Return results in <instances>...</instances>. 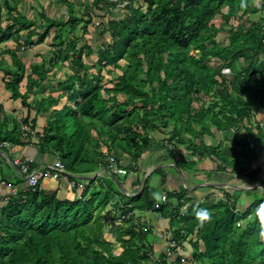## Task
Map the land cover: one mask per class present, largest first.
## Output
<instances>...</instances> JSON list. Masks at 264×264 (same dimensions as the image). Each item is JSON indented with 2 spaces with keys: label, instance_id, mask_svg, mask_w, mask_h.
<instances>
[{
  "label": "trees",
  "instance_id": "1",
  "mask_svg": "<svg viewBox=\"0 0 264 264\" xmlns=\"http://www.w3.org/2000/svg\"><path fill=\"white\" fill-rule=\"evenodd\" d=\"M14 1L0 0V44L13 41L17 45L10 49L0 47L2 61L6 55L10 56L9 68H4L0 61V71L5 70L10 76H4V83L13 98H20L29 114L34 110V118L29 119L28 114L23 122L36 130L38 115H45L46 121L41 132L25 135L20 124L0 104V149H4L3 142L10 143V147L35 146L43 153L60 158L76 175L73 179L86 185L79 193L77 186L69 187L60 180L57 188L42 186L22 190L17 195L9 194L8 201L0 207V264H143L149 261L152 264H264V239L259 236L261 217L258 214L264 198L250 204L242 214L237 211L236 201L228 200V194L226 201L206 199L192 203L181 213L183 203L193 199L185 200V190L167 192L163 202L154 196L148 178L141 193L127 194L121 188L120 177L125 179L128 175L109 173L106 162L107 153L119 159L124 155L131 158L129 168L137 167L151 147L150 132L162 128L168 131L170 126L172 130L166 141L176 144H170L175 148L169 152L174 154L179 146L189 151L182 161H177L181 168L195 166L202 157L215 156L221 163L218 169L231 166L234 171L242 164L241 159H254L264 152V128L260 121H254L255 108L242 98L247 94L264 105V18L247 17L250 13H263L264 0L260 6L252 5L253 0H129L126 4L129 15L122 19L110 17L103 22L99 39L105 41L100 49L86 35L94 16L104 18L107 10L93 8L92 12L90 4L84 12L87 19L76 16L73 11L67 19H60L47 15L40 5L36 19L22 13L17 0ZM103 1L112 2L116 7L121 0H95L94 7ZM224 7L228 12H222ZM218 14L227 24L234 17L240 21L236 26L230 24L231 42L227 45H220L216 40V33L221 29L213 21ZM50 36L52 57L40 64H31L28 72L20 48L32 49ZM83 36L85 40L78 47V40ZM93 56L96 60L91 63L89 58ZM212 57L229 69H235L239 60L246 67L235 76L224 75L219 66L210 65ZM122 59L127 61L124 66L120 63ZM64 60L73 71H64V78H49L46 62L61 70ZM108 65L113 70H121L112 79L114 82L110 80L114 83L111 88L101 85L99 73L89 71ZM80 70L83 72L79 73ZM227 81L237 97L231 94ZM39 92L47 95L38 97ZM104 93L109 96L105 97ZM197 94L214 95L215 100L205 107ZM119 95L124 96L123 100ZM245 120L257 132L249 128L251 134L248 132L239 141L245 150L233 161L223 155L215 142L207 143L203 138L206 134L214 139L216 131L242 129ZM184 132L192 137H185ZM0 160L6 159L0 154ZM87 165L91 167L86 168ZM101 169L108 174L82 178ZM113 197L117 198L115 205L119 211L112 214L107 225L124 246L120 253L114 252L102 236L107 225L99 210ZM173 198L183 201L174 206ZM200 208L210 214V219L203 223L195 214ZM133 210L162 212L175 219L178 226L172 235L178 245L186 241L192 245L191 257L187 259L173 250L170 262L164 253L153 258L154 229L137 227L134 218L121 224L116 222L118 213ZM194 233L195 240H187Z\"/></svg>",
  "mask_w": 264,
  "mask_h": 264
},
{
  "label": "crops",
  "instance_id": "2",
  "mask_svg": "<svg viewBox=\"0 0 264 264\" xmlns=\"http://www.w3.org/2000/svg\"><path fill=\"white\" fill-rule=\"evenodd\" d=\"M2 57L3 56L0 55V59ZM32 62L34 63L35 61L32 60ZM40 95L45 96L47 93L39 92L37 96L39 97ZM0 104L3 105L8 116L11 119H15L19 124L24 123V118L29 114L28 108L22 104L20 98H13L12 92L6 88L5 83H0ZM29 115V119L34 118V110H32ZM259 118L261 119V117ZM45 121V115H38L36 128L39 131L43 129ZM261 125H263L262 122ZM37 129H33L35 131L34 135H36ZM239 139L241 140V137H239ZM162 140L163 138L159 139L157 144L155 143L154 151H152L153 153H145V155L139 160L137 167L129 168L130 160L127 156L121 155L120 160L122 161V164L127 166L129 169L128 178L126 177L127 179L125 180V183L121 185V188L127 194L134 195L138 193L141 190V186L146 175L149 173V176H151L153 172H157L159 173L161 180L159 190H156V187L150 185L151 188L153 187L152 189L154 190V193L158 194V197L154 195L156 199H161L162 201V196L165 194L167 195V192H181L183 190H185L186 194L185 200L188 197L193 198L192 201L186 200L185 203H183L184 205L180 209L181 213L186 211L192 203L203 202L206 199H209L212 202L217 201L215 197L212 198V196L208 195L210 191L217 188L223 190L225 194L229 195L228 200L230 198L231 201H236L237 211L241 214L247 210L250 204L256 202L258 199L264 198V152L258 154L257 157L252 160L253 162L251 165H243L244 163L239 164L236 166L234 171L231 166L227 167L226 170L218 169V165H221V163L215 156L207 158L202 157L195 166H183L181 168L177 166V161L183 160L184 154L181 155L180 150H184V153H186L185 147H177L174 154H172L169 152V149H174L175 147H172L169 144H163ZM234 142H236V144ZM230 143V145L226 146L227 143L224 142L222 143L223 147H219L223 155H225L229 160L233 158L230 156L231 151H233V154L237 153V151L240 153L241 151L239 150L241 148L239 141L235 139L232 141L231 137ZM0 152L6 159L4 161H0V175L6 177L5 179L10 183V185L18 187L19 191L27 190L28 187L22 178L19 169L12 163L14 158L31 157L38 165L46 164L57 159L55 156L43 153L39 148L32 145L12 146L10 148H4L3 150H0ZM196 158L197 157L193 156V159ZM187 161L189 160L187 159ZM90 167V165L86 166V168ZM102 170L105 171V169ZM223 174H228L229 176L226 181L221 178L222 176H225ZM95 175L87 174V176H82V178L87 180L88 178L90 179L95 177ZM217 179H221L223 182L219 183ZM210 180L217 181V183L207 182ZM59 186L60 182L58 180L45 179L43 181V187L45 188H57ZM84 187L85 183L83 187L76 188L80 193ZM69 195H71V193H69ZM258 195L259 197L257 198ZM8 197V188L0 187V207L8 201ZM226 199L227 197H225V201ZM172 201L173 205L176 206V204H179V201H183V199L178 200L177 198H173ZM138 216L142 221L149 223L154 230H175L178 226L175 219L171 220L169 215H164L162 212L152 210L138 211ZM155 240L156 242H153L155 244L154 250H159L158 255H160L164 251V241L160 238ZM157 241L162 242V252L160 251V247H156Z\"/></svg>",
  "mask_w": 264,
  "mask_h": 264
},
{
  "label": "rangeland",
  "instance_id": "3",
  "mask_svg": "<svg viewBox=\"0 0 264 264\" xmlns=\"http://www.w3.org/2000/svg\"><path fill=\"white\" fill-rule=\"evenodd\" d=\"M94 1L95 0H17L16 4L18 3L19 8L21 9V12L24 13L26 16H28L29 18H36L35 16L37 14L38 11H40V5L43 6L45 13L47 15L50 16H55V17H59L60 19H67L70 15V12H74L76 14V16L80 17V16H84L86 19L88 18L87 15L84 14L85 11H88V5L91 4V11L94 12L93 8H102L107 10L108 15L106 17H100V16H94L92 22L89 25V33L86 35V37L88 36L91 40V44L94 45L97 49H100L102 47V42H104L105 40L100 38L99 39V32L102 29V25L103 22H105L106 20H108L110 17H113L115 19H122L125 18L127 15H129V11L126 7V4H128L129 0H121L120 2H118V4L116 5V7H114L112 4V2L106 3L105 1L100 2L96 5V7H94ZM11 2H15L14 0H11ZM93 3V5H92ZM261 0H253L251 1L252 5H257L260 6L261 4ZM138 4H136L137 6ZM146 5L144 4V6L142 5V9L145 10ZM97 9V10H98ZM90 11V12H91ZM3 12H4V17L7 18L8 13H7V8H3ZM222 12H228V8L224 7ZM262 12H255V13H250L247 17L251 18L252 20H257L258 18H264V12L261 14ZM214 24L221 29V31L216 33V40L218 41V44L220 45H227L231 42V37H230V33H229V28H230V24H233L234 26H236V24H239L240 21L237 20L235 17L232 18L230 20L231 23L227 24L225 22V20L223 19L221 14H218L215 19H214ZM5 24V22H4ZM84 24V22H83ZM81 26L82 23H80L77 26V33L78 35L81 34ZM25 33V32H24ZM25 35V34H24ZM105 38L107 40H109V34H106ZM84 36L82 38H80L78 40V47L84 42ZM51 36L49 38H47V40L42 43L41 45L37 46V47H32V49H28V48H20L21 51L20 56L23 59V62L26 64V69L28 72H30L31 70V64H40L42 63L44 60H47L48 58L50 59L52 56L51 54V50H50V44H51ZM209 46L211 47L212 45L210 43H208ZM22 46L24 45L23 43L21 44ZM16 44L13 41H9L8 43H2L1 44V48L2 49H10V48H16ZM1 55V54H0ZM92 58V59H91ZM89 58V62L93 63L96 60V56H93ZM2 59V58H1ZM0 59L2 65H4V68H9V64L10 63V56L6 55L3 59V61ZM48 59V60H49ZM32 60H34L35 62L33 63ZM47 60V61H48ZM220 60H218L216 57H212L211 61H209L210 65L217 67H220V70L222 71V74L224 75H228V76H235L236 74H239L241 72V70L243 68L246 67V63L243 60H239L238 62H236V66L235 69H229L227 67H225V65L221 64L222 66H220ZM63 63L65 64L63 69L58 70V67H54L52 65H50V63L48 64V67L50 68L49 72H48V77L52 78V79H56L58 77L60 78H64V74L63 72H72L73 71V67L71 65L68 64V61L64 60ZM120 63L122 66H124L127 61L126 59H122L120 60ZM110 70V71H109ZM91 73H99V75L101 76V85L103 87H107V88H111L114 86V83H112L111 81L114 82V80L116 77H118L119 74H121V70L120 69H114L112 67H110L109 65L107 67H102L101 69L97 68V69H93V70H89ZM56 72V74H54ZM83 71L80 70L79 73H82ZM91 73L89 76H91ZM4 76H7L8 78H10L9 75H7L5 70H2V72L0 71V83H4L5 79ZM54 76L56 78H54ZM223 78V75L222 77ZM111 80V81H110ZM230 80V79H227ZM3 81V82H2ZM230 81H227L228 86L231 88V84L229 83ZM20 88L24 91L25 87L24 85H21ZM148 90H150L147 87ZM231 94L234 97H237V92L231 88ZM105 97H108L109 94L104 93ZM199 99H200V104L204 105L205 107L211 106L214 102V95H203V94H197L196 95ZM120 100H123L124 96L119 95L118 96ZM242 98L249 102L251 104V106L253 108H255L254 110V121H260V123L262 122L263 125L262 127L264 128V105L259 103L258 101L255 100L254 97H250L247 94H243ZM140 112L142 113V111L140 110ZM261 117V119L259 118ZM248 121V120H247ZM158 125V123H156ZM244 127L242 129H236V130H232V131H221V132H217L214 128V130L216 131V137L214 139H212L210 136L208 135H203L204 140L207 143L210 142H215L216 146L221 147L222 143L226 142V146L230 145L231 143V137H232V141L233 139L240 141L239 137H241V139L247 135V133L249 132L251 134V131H249V128L252 131H256V129L253 127V124L250 122H246V120L244 121ZM245 128L248 130L246 131ZM196 129L199 130V127L196 126ZM170 130H172V126L168 127V131H166L165 128H162V130H154L151 133L152 135V143H151V148L146 151V152H150L153 153L152 151H154V145L155 143L157 144L158 140L163 138L162 141L167 142V144H171V143H175V142H168L166 141V138L169 137V132ZM37 132H41L37 129ZM168 132V133H167ZM185 137H192L191 134H188L186 132L183 133ZM236 144V142H234ZM104 146V145H103ZM223 147V146H222ZM241 148L239 150L240 153L237 151V153L233 154V151H231L230 156L233 157L230 159V161H233L234 159H236L239 155H241L245 148L243 146H240ZM106 149V148H105ZM145 152V153H146ZM145 153L142 155V157L145 155ZM181 155L183 154H187L189 153L188 150H186V153H184V150L181 151L180 150ZM141 157V158H142ZM128 159L130 160L131 158L128 156ZM242 160V163H244L243 165H247L253 162V159H248V160ZM247 162V163H246ZM130 165L132 163V161L130 160ZM97 172V174H96ZM96 174V175H95ZM106 174H108V172L103 171L102 169L99 171H95L93 170L92 173L90 175H95V177L97 176H105ZM225 176H222V180H227V178L229 177L228 174H223ZM94 178V177H93ZM128 178V177H127ZM127 178H123L120 177V179L122 180V183H125V180ZM89 179V178H88ZM91 179V178H90ZM219 183L223 182L221 179H217ZM160 175L157 172H153L151 174V176H149V180H148V184L149 185H153L154 187H156L155 189L159 190V184H160ZM100 181L96 182L97 184ZM209 183L215 182L217 183V181H207ZM86 185V183H85ZM153 188V187H152ZM217 188V187H216ZM91 192L88 193L87 197L90 195ZM209 196H212V198H216L217 200L223 199L225 200L226 194L223 190L221 189H215L210 191V193L208 194ZM207 195V196H208ZM259 197V195L257 196V198ZM127 199V198H125ZM161 201V199H159ZM117 202V198L113 197L112 200L106 205V207H104L101 210H99V212L102 214L104 222L107 225V222L112 220V214L114 212H118L119 208H117V206L115 205V203ZM250 218H253V215H251ZM244 221H241L240 226H243ZM161 231V230H160ZM164 231V230H162ZM154 235L152 236V243L156 240L155 239H159L160 237L157 236L156 234V230H154ZM172 233V230H169L167 233V236H170L169 234ZM103 239L105 241H108L111 244V248L114 250V252L116 253H120L123 250V245L122 243L114 236V234L110 231L109 229V224L105 227V229L103 230ZM157 237V238H156ZM196 238V234H192L189 235L187 240L193 239L195 240ZM161 240H163L164 242V247H163V252H165L168 248V244H167V239L166 238H160ZM157 246L156 247H160V251L161 250V241H157ZM153 247L155 248V244L153 243ZM177 252H179L180 254H182L183 256H186L187 259L191 257V253L193 252V247L192 245L188 244V241H186L184 243V245H178L177 247ZM158 254H159V250H154L153 252V258H158ZM143 264H152V261L149 262H144Z\"/></svg>",
  "mask_w": 264,
  "mask_h": 264
},
{
  "label": "built area",
  "instance_id": "4",
  "mask_svg": "<svg viewBox=\"0 0 264 264\" xmlns=\"http://www.w3.org/2000/svg\"><path fill=\"white\" fill-rule=\"evenodd\" d=\"M20 127L25 135L31 134L32 136H34L35 131L28 123H21ZM10 146L11 145L8 142L1 143L2 148H10ZM0 154L2 155L1 152ZM106 162L108 165L109 173H118L122 176L129 175V169L122 164V161L117 158L116 155L107 153ZM12 163L19 169L21 176L24 178L27 184V187L31 188L32 190L41 188L45 179L58 181L62 180L70 187L84 186L83 182L77 183L76 180L73 179V177H75L76 175L67 168L66 164L60 158H57L54 161L46 164L38 165L31 157H16L12 160ZM4 186L9 187L10 195H17L20 192L18 187L10 185V183L0 175V187ZM166 199L167 195L165 194L162 196V201L164 202L166 201ZM157 206H159L158 203ZM130 218H134V222L137 227L142 226L144 230L152 228L149 223L144 222L140 219V217L138 216V210H133L126 213H118L116 222L118 224H121L122 222ZM167 233L168 231L156 230V234L158 237L167 239L168 248L163 253L166 256L165 259L170 262L174 254L173 250L177 251L178 241L173 237L172 233L169 234L170 236H167Z\"/></svg>",
  "mask_w": 264,
  "mask_h": 264
},
{
  "label": "clouds",
  "instance_id": "5",
  "mask_svg": "<svg viewBox=\"0 0 264 264\" xmlns=\"http://www.w3.org/2000/svg\"><path fill=\"white\" fill-rule=\"evenodd\" d=\"M154 195L158 197V194L154 193ZM195 214L200 219L201 223H203L207 219H210V214L207 209H197ZM258 214L261 217L259 236L261 239H264V206H261V209L258 210Z\"/></svg>",
  "mask_w": 264,
  "mask_h": 264
},
{
  "label": "water",
  "instance_id": "6",
  "mask_svg": "<svg viewBox=\"0 0 264 264\" xmlns=\"http://www.w3.org/2000/svg\"><path fill=\"white\" fill-rule=\"evenodd\" d=\"M148 176H149V173L146 175V177H145V179H144V181L142 183L141 190L138 193H136V194H139V193H141L144 190L145 185H146V181L148 179ZM136 194H134V195H136Z\"/></svg>",
  "mask_w": 264,
  "mask_h": 264
}]
</instances>
